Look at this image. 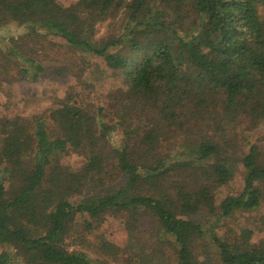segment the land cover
Returning <instances> with one entry per match:
<instances>
[{"label":"trees","instance_id":"trees-1","mask_svg":"<svg viewBox=\"0 0 264 264\" xmlns=\"http://www.w3.org/2000/svg\"><path fill=\"white\" fill-rule=\"evenodd\" d=\"M11 24L0 82L74 77L87 53L127 72L126 89L0 116V264H112L115 227L142 241L113 264H264V217L225 224L264 206V152L226 129L264 101V0H0Z\"/></svg>","mask_w":264,"mask_h":264},{"label":"rangeland","instance_id":"rangeland-1","mask_svg":"<svg viewBox=\"0 0 264 264\" xmlns=\"http://www.w3.org/2000/svg\"><path fill=\"white\" fill-rule=\"evenodd\" d=\"M56 1L65 8H71L79 2V0ZM21 32H23V28L14 24L0 28V46L7 44V39L10 36H16ZM86 59L89 62L88 71L74 77H64L59 81L40 79L37 82L20 81L13 84L0 82V116L12 119L16 116L29 118L36 111L45 108L58 110L69 98L74 96L105 93L115 86L126 89L124 81L127 70L109 69L101 58L89 53L86 54ZM132 68L133 65L130 63L128 69ZM226 129L229 133L235 132L238 137L242 136L245 139L243 152H247L252 145L256 146L261 153L264 152V101L251 99L242 113L230 122ZM112 141L114 145H118L119 136L113 134ZM62 161L71 169L82 164V159L75 155L63 157ZM234 168L237 176L242 174L240 164H235ZM207 193L219 198L227 192L222 188H211ZM248 217H250L249 220H247ZM260 217H264V206L250 214H237L225 224L226 226H236V224L249 222L247 226L253 229L261 223L258 220ZM259 235L262 236L263 231H259ZM130 236L117 227L111 233L109 232L104 240L102 239L104 253L102 260L113 264V261L123 260L135 249H139L141 237L138 234ZM140 264L153 263L147 258H141Z\"/></svg>","mask_w":264,"mask_h":264}]
</instances>
